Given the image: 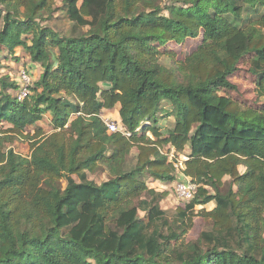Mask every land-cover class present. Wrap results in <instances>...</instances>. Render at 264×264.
<instances>
[{
  "label": "trees",
  "instance_id": "1",
  "mask_svg": "<svg viewBox=\"0 0 264 264\" xmlns=\"http://www.w3.org/2000/svg\"><path fill=\"white\" fill-rule=\"evenodd\" d=\"M55 2L0 0V48H22L43 69L24 99L7 93L19 83L0 78V127L11 126L0 131V264H264V108L222 95L238 91L230 78L252 56L264 97V0H63L74 32L54 55L45 22ZM200 36L176 80L159 48ZM216 47L226 56L210 69ZM118 107L121 130L111 133L102 112ZM165 112L175 119L169 131ZM48 113L54 133L30 135V159L6 152L8 137H26ZM165 146L190 147L183 174L198 186L177 227L160 207L167 194L144 180H176ZM108 155L118 176L98 185L88 172ZM228 176L236 190L223 195ZM197 216L211 231L180 248Z\"/></svg>",
  "mask_w": 264,
  "mask_h": 264
},
{
  "label": "rangeland",
  "instance_id": "2",
  "mask_svg": "<svg viewBox=\"0 0 264 264\" xmlns=\"http://www.w3.org/2000/svg\"><path fill=\"white\" fill-rule=\"evenodd\" d=\"M167 0H163V5L166 4ZM56 8L57 11L54 14V17L49 22H45V24L50 25L53 32L57 35H53L50 38V41L53 43V53L57 54L61 46L63 45V38L72 35L73 31V23L69 21L65 10H63V0H56ZM4 22H0V32L3 31ZM83 31H87V29H83ZM32 37L29 35H24L22 40H26L30 43ZM202 43L201 36L198 39H189L183 44H175L171 43L167 45V47H160L159 49L165 54L160 59V64L164 66L166 69L170 70L174 73L173 78L178 81H182L186 76L183 73L177 72V69L180 68L187 57L195 53L198 47ZM2 51L0 53V78H7L11 83H19L22 71H27L28 75L32 78V85L37 83L43 73L42 66L40 64H35L31 62L30 56L22 49L17 48L13 51V54L9 52V50L5 47L0 48ZM226 54L223 51L222 47H216L209 52V60H210V69H213V66L219 61L225 58ZM251 59L252 56L245 58L239 65V71L230 78V81L238 87V91L236 92H228L222 91V95H226L231 97L234 101H236L243 108H264V97L259 98L256 92V77L251 74ZM1 90V85H0ZM12 97H17L19 94L18 90H8ZM71 99V98H70ZM167 109L170 108L167 106ZM165 112L163 117H160V126L162 127V131H169L174 128L175 119L173 117H169ZM113 117V116H112ZM115 117V116H114ZM75 118V117H73ZM72 118V119H73ZM112 121H115L111 118ZM52 114L48 113L43 117V120L37 125L28 127L25 132L26 137H8L10 138L9 142L6 143L5 148L6 152L9 150H13L17 155L21 157L30 159L32 155V142L30 141V135L34 136L38 131H42L43 136H49L54 133L52 128ZM11 126L8 124H3L0 127L1 133L6 132ZM42 136V137H43ZM41 137V138H42ZM150 138L155 140L154 137L150 135ZM164 154L168 155V160L170 163L176 164V180L173 183H166L165 185H157L154 186L151 177L146 176L145 181L149 188L155 189L159 193H166L167 197H165L160 202V207L167 213V219L170 222V225L173 227L176 225L178 221V213L180 209H184V202L180 201L176 192L177 184L180 181L185 180V175H183L185 162L188 161L189 156L191 155L190 147H187L185 151L176 152L170 148V146H165L162 148ZM138 155V151L134 149L131 155V161H135ZM106 160L100 162L99 168L94 172H88V179L90 181L95 182L98 185L103 184L104 182L115 179L118 176V165L117 162L107 156ZM239 171L243 174L246 169L243 166L239 167ZM76 178V177H74ZM77 179V178H76ZM61 188L64 190L67 186L66 180L63 179L61 181ZM220 193L226 195L231 188L236 187L233 185V180L231 177H225L222 180V183L219 185ZM212 193L214 191L210 189ZM214 204L208 205L205 207L207 211H212L214 209ZM204 209V207H197L196 211ZM140 218L142 220H146V213L140 211ZM113 228H115V223L113 221L110 222ZM213 223L211 220L197 216L194 219L193 228L185 234L181 241L179 242V247L186 249L192 243L196 242L200 234L204 231H211ZM177 227V225H176ZM116 229V228H115ZM165 233L167 230L164 231ZM175 244V243H173Z\"/></svg>",
  "mask_w": 264,
  "mask_h": 264
},
{
  "label": "built area",
  "instance_id": "3",
  "mask_svg": "<svg viewBox=\"0 0 264 264\" xmlns=\"http://www.w3.org/2000/svg\"><path fill=\"white\" fill-rule=\"evenodd\" d=\"M19 85L20 89L18 97L20 99H24L28 95H30V87L32 86V78L30 75H28L27 71H22ZM106 124L108 131L111 133H115L121 130L118 122L108 121ZM175 167H177L176 164ZM197 188L198 186L196 185V183H194L190 178L185 177V180L180 181L176 187V192L179 200L184 203L192 200L194 198L195 192L197 191Z\"/></svg>",
  "mask_w": 264,
  "mask_h": 264
},
{
  "label": "crops",
  "instance_id": "4",
  "mask_svg": "<svg viewBox=\"0 0 264 264\" xmlns=\"http://www.w3.org/2000/svg\"><path fill=\"white\" fill-rule=\"evenodd\" d=\"M102 118H103V120H104L105 123H107L108 121H112L111 118H113L115 120V122H120L119 107L118 108H115L114 110H104L102 112ZM166 183L167 182L155 181L153 183V185L154 186H157V185H165ZM211 204H214V206L216 207V204L215 203L212 202L209 205H211Z\"/></svg>",
  "mask_w": 264,
  "mask_h": 264
}]
</instances>
